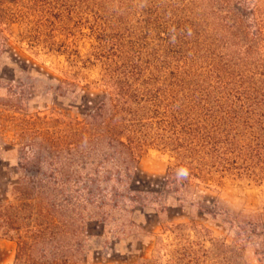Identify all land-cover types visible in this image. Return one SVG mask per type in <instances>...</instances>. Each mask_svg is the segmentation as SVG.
Listing matches in <instances>:
<instances>
[{"label": "trees", "instance_id": "obj_1", "mask_svg": "<svg viewBox=\"0 0 264 264\" xmlns=\"http://www.w3.org/2000/svg\"><path fill=\"white\" fill-rule=\"evenodd\" d=\"M80 15L94 22L96 64L90 65L99 64L100 73L90 87L99 96L87 100L83 120L61 124L57 137L48 134L37 147L48 165L59 160L65 183H71L73 167L79 178L104 174L97 185L120 201L127 198L111 185L121 190L137 180L144 151L168 154L173 163L166 200L223 222L233 239L178 225L164 230L171 239H161L156 255L141 264H247L257 226L199 189L226 176L264 185V0H0V42L18 27L22 44L74 64L77 53L59 44L54 32L61 19ZM47 189L33 199L18 190V202H54L56 195L72 204L71 187ZM82 192L95 196L89 188ZM23 207L28 205H0V235L16 234V264H44L46 257L35 255L50 230L23 225Z\"/></svg>", "mask_w": 264, "mask_h": 264}, {"label": "rangeland", "instance_id": "obj_2", "mask_svg": "<svg viewBox=\"0 0 264 264\" xmlns=\"http://www.w3.org/2000/svg\"><path fill=\"white\" fill-rule=\"evenodd\" d=\"M90 24H94L93 19L85 15L57 23L54 37L77 53L74 64L66 56L22 44L18 27L6 35L8 42H0V205L19 209L24 203L28 207L19 212L23 225L37 224L50 230L46 247L35 255L46 257L48 263L56 257L57 264H141L156 255L161 239H171L164 230L178 225L207 228L216 239L228 237L231 243L233 236L223 222L212 223L196 209L183 211L166 200L165 179L173 163L168 154L144 151L137 165V180L121 190L111 185L127 198L117 201L109 188L97 185V180L107 177L104 174L96 177L85 172L79 178L78 167H73L72 181L65 183L59 160L49 166L48 155L37 148L48 134L49 138L57 137L61 124L83 120L87 100L99 96L90 87L98 82L100 73L99 64L90 65L96 64L91 57L96 44ZM46 35L50 36L49 31ZM67 187L73 189L72 204L64 205L67 199L56 195L54 202L46 197L37 203L26 198L18 202L22 189L33 199L35 191ZM83 188L95 190L94 198L84 196ZM199 190L212 202L254 222V236L259 237L247 248V264H264V185L226 176ZM166 203L171 209L163 212L161 206ZM10 236L13 238L0 235V264H16V234Z\"/></svg>", "mask_w": 264, "mask_h": 264}]
</instances>
